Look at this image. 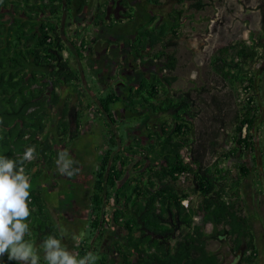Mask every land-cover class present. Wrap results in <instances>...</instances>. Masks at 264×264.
Returning a JSON list of instances; mask_svg holds the SVG:
<instances>
[{
  "label": "trees",
  "instance_id": "16d2710c",
  "mask_svg": "<svg viewBox=\"0 0 264 264\" xmlns=\"http://www.w3.org/2000/svg\"><path fill=\"white\" fill-rule=\"evenodd\" d=\"M125 1L119 4L125 7ZM150 1L160 6L158 0ZM175 1L180 4L186 0ZM78 3L77 12H81L88 0H0V155L19 161L23 152L33 147L34 158L23 162L29 183L41 176L38 165L50 167L56 157L46 132L51 121L49 110L58 115V143L67 146L77 140L84 112L90 108L77 89L82 80L76 62L100 41L89 43L80 38L76 44L59 32L71 23L72 5ZM190 7L201 11L204 4L197 0ZM173 13L172 22L141 28L130 42L133 60L147 57L156 62H149L150 74L129 88L127 98L121 99L113 91L92 92L98 102L96 111L112 126L116 119L110 108L119 104L122 111L137 114L145 109L169 119L158 121L155 130L148 133V143L133 141L119 146L116 153L110 145L103 148L92 173L88 236L80 242L76 257L89 252L98 256L96 245L104 225L110 222L124 233L116 252L126 264H221L220 254L208 249L209 242L226 248L238 259L237 264H256V236L241 196L250 168L245 161L232 168L222 163L229 156L241 158L244 152L252 155L254 151L251 131L258 109L254 96L248 95L255 86L245 67L259 57L257 42L261 38L252 45H230L212 57V72L228 90L222 95L207 94L205 88L201 90L207 99L200 94L193 97L189 90L172 93L178 61L174 40L181 15ZM121 17H131L130 12ZM238 19L252 22L250 13ZM106 26L111 29L113 23ZM106 46L117 44L106 40ZM105 49V55L114 52L106 53ZM63 88L65 96L59 93ZM239 89L247 93L241 101ZM75 93L77 100L71 97ZM232 103L238 105V111L233 132L226 133L224 119ZM210 105L218 112L212 117H208ZM197 117H201V126L195 132L193 120ZM243 130L247 131L244 135ZM109 133L110 139H115L114 133ZM231 146L235 149H224ZM185 181L189 185L181 187ZM29 191L30 235L25 239L42 249L43 239L49 235L61 239V233L46 207L43 190L37 186ZM184 199L188 200L187 208L180 203ZM106 207L112 209L109 222ZM100 261L108 264L103 257ZM3 264L17 262L4 255Z\"/></svg>",
  "mask_w": 264,
  "mask_h": 264
},
{
  "label": "rangeland",
  "instance_id": "374dc122",
  "mask_svg": "<svg viewBox=\"0 0 264 264\" xmlns=\"http://www.w3.org/2000/svg\"><path fill=\"white\" fill-rule=\"evenodd\" d=\"M130 1L133 8H128L127 12H130L132 17L124 18L123 23H121L118 15V10L123 12V9L114 6L111 0H88L87 6L81 12H77L79 3L72 5L71 23L59 31L63 38L74 40L76 44L80 42V38L89 43H93L94 39L100 41L93 48H89L90 50L85 53L86 57L83 60L75 61L77 68L80 69L82 80L77 89L84 99V104H90V108L84 112V123L78 132L77 140L68 143L67 146L58 143L56 131L58 115L54 109L49 110L51 121L46 132L50 135L56 157L50 167L38 165L42 174L37 180L30 182L31 188L29 190H33L37 186L38 189L43 190L46 207L51 212L61 232V243L68 248L67 250L71 254L76 256L79 243L76 238L86 237L88 232L86 230L81 235L79 233L72 235L75 237L69 236L67 233L77 232L79 227L88 228L92 173L102 158L103 148L110 145L116 153L119 146L126 147L133 141L139 145L148 143V133L155 130L158 121L169 119L167 115L155 116L149 111H144L145 109L137 114L122 111V105L119 104L117 106L111 105L110 108L113 110L116 119V124L112 126L107 123L104 116L102 117L96 111L98 102L94 99L92 92L95 89L99 92L105 91L108 88L105 86V82L107 77L111 75L115 80L126 85V87L117 85V94L121 99H124L129 94V88L136 86L143 77H148L149 70H152L149 62H156V60L147 57L138 61L133 60L128 54L130 42L135 38L137 30L141 28H156L161 23L172 22L175 10L181 15L177 25L176 40H174L177 43L176 56L178 61L173 73L177 80L172 85V93L189 90L193 97L200 94L205 99L208 98V93L217 92L218 95H222L228 90L223 87V83L212 72L210 64L212 57L219 50L228 48L230 45L242 42L252 45V41L261 38L257 42L259 57L245 67L253 78L255 86L248 95L254 96L255 105L258 109L254 128L251 131L255 144L254 151L252 155L250 151L244 152L241 154V158L229 156L222 165L232 168L234 164L245 161L250 168V175L243 182L241 188V196L243 209L246 215L250 217L256 236V244L259 250V258L256 264H264V74L261 75L259 72L260 63L264 60V47L261 49L264 45V0H200L204 4L201 11H196L190 7V4L197 0H186L180 4L175 0H158L160 6L150 0ZM105 12L108 15L112 14V16H105ZM122 12L120 13L122 14ZM246 13L251 14V23L239 21L238 17ZM99 18H102V22ZM112 23L113 27L108 29L106 25ZM106 40H110L117 46L112 48L106 46ZM104 46L114 52H107L110 55H105ZM168 50L171 51V48ZM64 55L68 56V53ZM70 61L74 62L71 58ZM256 67H258V71L255 73ZM121 76L125 79L124 81L117 79H123ZM202 88L208 90L207 94L203 93ZM110 91L111 89H108L103 94ZM59 93L65 96L67 90L63 88L59 90ZM246 94L239 89V100L245 98ZM71 97L73 100H77L76 93L72 94ZM196 101L199 102L198 98ZM230 107L228 116L224 119L226 133L233 132L234 115L238 111V105L235 103H232ZM208 108V117L218 114L214 106L210 105ZM199 118L201 117L193 120L195 132L201 126ZM109 132L114 133L115 139H110L111 134ZM246 132L243 130V135ZM227 148L233 149L234 146L224 149ZM60 153H67L66 158L73 161L68 171L77 170L70 177L59 171V165L56 161ZM188 185L187 181L180 184L181 187ZM191 198L196 201L195 196L191 195ZM105 211V219L108 221L112 209L106 207ZM123 236V231L118 229L116 225L110 222L105 224L104 234L96 245L99 250L97 253L99 259L95 264H101V257L108 264H126V261L114 250L119 242H123ZM68 240L70 245H68ZM35 249L41 257L40 263L46 264L43 260V250ZM208 249L220 254L221 264L238 263V259L230 255L227 249L218 242H209Z\"/></svg>",
  "mask_w": 264,
  "mask_h": 264
},
{
  "label": "clouds",
  "instance_id": "9594fccd",
  "mask_svg": "<svg viewBox=\"0 0 264 264\" xmlns=\"http://www.w3.org/2000/svg\"><path fill=\"white\" fill-rule=\"evenodd\" d=\"M33 153L34 148L28 147L19 161L0 155V264L5 253L8 261L14 260L17 264H40L41 257L33 243L25 239L26 234L30 235L27 218L31 184L23 162L32 160ZM66 157L67 153H60L56 163L59 171L70 177L77 170L68 171L73 161ZM40 247L46 264H95L99 259L91 252L77 258L62 245L61 239L52 235L43 239Z\"/></svg>",
  "mask_w": 264,
  "mask_h": 264
},
{
  "label": "flooded vegetation",
  "instance_id": "af4514ba",
  "mask_svg": "<svg viewBox=\"0 0 264 264\" xmlns=\"http://www.w3.org/2000/svg\"><path fill=\"white\" fill-rule=\"evenodd\" d=\"M116 1H118V0H114L113 2H115V4H114V6H116V7H121L122 9H123V12L122 11H119L118 10V15L120 16V21L122 20V19H124V17H121V13L120 12H122L123 14H126V13H128L127 12V9L128 8H133L131 5H130V3H131V1L130 0H126L125 2H126V8L124 7V4H119V1H118V3H116ZM129 4V5H128ZM130 10V9H129ZM110 13V12H109ZM130 15H131V13H130ZM105 16H112V14H107L106 12H105ZM131 17H132V15H131ZM131 17H126L125 19H129V18H131ZM115 23V22H114ZM108 47H110V46H108ZM264 47V45H262V47H261V49ZM105 51H106V53L107 52H110L111 50L109 49V48H106L105 49ZM128 54H129V50H128ZM111 71H112V69H110ZM110 71V72H111ZM258 71V67H256V69H255V73ZM259 72L261 73V75H263L264 74V60H263V62L262 63H260V69H259ZM112 73V72H111ZM110 73V74H111ZM115 76V75H114ZM122 78H123V76H121ZM118 80H125L124 78L123 79H119V78H117ZM105 86L106 87H108L105 91H107L108 89H111V91H113L114 93H117L118 92V86L117 85H122L123 87H126V85L125 84H123V82H120V81H117V80H115L111 75H109L108 77H107V80H106V82H105ZM118 95V94H117ZM119 96V95H118ZM125 98H127V97H125ZM114 250L116 251V246L114 247Z\"/></svg>",
  "mask_w": 264,
  "mask_h": 264
},
{
  "label": "crops",
  "instance_id": "0c3cea01",
  "mask_svg": "<svg viewBox=\"0 0 264 264\" xmlns=\"http://www.w3.org/2000/svg\"><path fill=\"white\" fill-rule=\"evenodd\" d=\"M112 1V3H114L115 4V2H113L114 0H111ZM118 1H120V0H118ZM118 1H116V3H118ZM99 4V3H98ZM124 13V12H123ZM122 13V14H123ZM125 20L123 19V20H121V23H123ZM87 227H79V229L77 230V232L75 231L74 233L73 232H68L67 233V235H69V236H72V235H76L77 233H79L80 235H81V233H83V231L84 232H86V230H87V232H88V228L86 229ZM64 236V235H63ZM78 236V235H77ZM67 237V236H66ZM66 237H65V239H66ZM72 237H75V236H72ZM61 238H62V235H61ZM85 238V236L84 237H81L80 239L78 238V249H79V244H80V242L83 240ZM65 241V240H64ZM68 245H70V241L68 240ZM35 248V247H34ZM67 248V247H66ZM68 249V248H67ZM78 252V251H77ZM5 255H7L6 253H5ZM38 255H39V253H38ZM77 255V254H76ZM20 263H22V264H24V262H20ZM41 264V263H40Z\"/></svg>",
  "mask_w": 264,
  "mask_h": 264
},
{
  "label": "built area",
  "instance_id": "2783aa9c",
  "mask_svg": "<svg viewBox=\"0 0 264 264\" xmlns=\"http://www.w3.org/2000/svg\"><path fill=\"white\" fill-rule=\"evenodd\" d=\"M184 174L180 177L181 179H184ZM181 205L184 207V208H187L188 207V200L187 199H184V200H181Z\"/></svg>",
  "mask_w": 264,
  "mask_h": 264
}]
</instances>
